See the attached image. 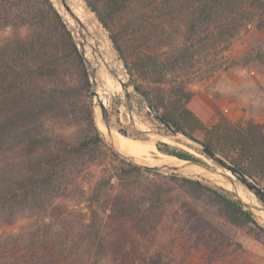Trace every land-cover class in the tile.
Segmentation results:
<instances>
[{"label":"trees","instance_id":"obj_1","mask_svg":"<svg viewBox=\"0 0 264 264\" xmlns=\"http://www.w3.org/2000/svg\"><path fill=\"white\" fill-rule=\"evenodd\" d=\"M85 1L111 30L132 77L137 73L148 84L136 82L155 118L205 144L264 189L263 125L233 121L222 113L207 125L188 106L196 94L193 76L207 78L215 70L202 69L203 56L226 50L252 22L264 26V0ZM113 24L119 31L111 29ZM232 65H224L220 76ZM90 89L84 58L53 0H0V221L12 225L31 211L48 214L52 222L50 231L0 244V264H180L146 246L174 190L183 194L185 212L189 201L203 205L211 225L220 219L264 231L224 187L120 158V172L92 185L90 217L81 234L65 233L70 227L63 201L72 189L85 192L81 174L106 154L92 107L86 137L70 142L61 135L62 121ZM156 148L202 162L166 142L158 141ZM145 175L153 177L139 181ZM194 222L188 217L181 223L190 233Z\"/></svg>","mask_w":264,"mask_h":264},{"label":"rangeland","instance_id":"obj_2","mask_svg":"<svg viewBox=\"0 0 264 264\" xmlns=\"http://www.w3.org/2000/svg\"><path fill=\"white\" fill-rule=\"evenodd\" d=\"M81 1L84 3L86 10L79 15V18L84 23L85 27L87 26L86 30L84 29V35L87 40H89L86 45L85 53L90 64V69L92 73L95 74V80L98 82V86L102 87L105 104L109 110L113 125L111 128L112 132L115 135H123L134 140L152 141L155 145L158 141L166 142L172 147L189 151L201 159L203 163L230 175L229 171L225 170L220 163L208 157L193 141L181 134H173L172 131L155 118L154 113L146 103L144 95L134 88L136 82L147 87L148 84L142 81L137 73L132 77L124 60L121 57L120 60L115 57V47L111 39V30L103 26L96 13L88 7L85 0ZM53 2L55 3L54 0ZM55 5L57 6L56 3ZM57 8L59 7L57 6ZM59 10L64 19L69 22L78 41H83L84 37L80 33L79 24L74 20H68L63 11L60 8ZM115 21L117 23V20ZM115 21L111 23H115ZM111 29H113V31H119V26L117 25L116 27L113 24ZM77 32L79 33L77 34ZM260 56L264 57V26H257L256 22H252L250 26L242 29V31L233 38L230 46L226 50H220L217 55L209 54L208 56H203L200 62V64L203 65L202 69L215 68V70L210 74L211 76L207 78L199 76L198 73L193 76V88L196 94L200 93L203 98L199 99L198 103H193L192 107L190 106V102L196 96L195 94L188 104L189 108L196 113L195 108L199 107V105L202 106L206 113L207 120H203L197 113L196 114L207 125L214 124L218 120L219 113L226 115L233 121L244 119H232L228 115V112L222 110L220 105L216 104L215 100L220 97V92L216 89L217 83L224 74L220 76V71L221 68L228 63L231 65L233 64L230 69H248L253 66L264 65ZM111 67H113L114 70ZM111 71L114 72L115 76L111 74ZM121 81H126L128 93L130 94L129 97L122 88ZM110 88L113 90L110 91ZM91 89L88 95L84 94L76 100L74 107H72L68 116L62 121L63 127L60 128L61 135L67 141L75 142L86 137L90 133L88 113L89 109L92 107L95 121L99 129L104 133V140L106 143V146L104 145L106 154L100 156L95 165H92L91 168L81 174L80 181L85 188V192H81V189H72L63 201L67 212L65 226L67 228L70 227L65 233L72 231L73 235L76 232L81 234L83 225L87 224L90 217L89 196L94 182L101 176L116 175L117 172H120L119 166L122 164L120 158L134 163L123 157L111 146L113 141L108 138L107 134L102 129L99 121L101 119V113L100 119H98V107L96 106L95 96L91 94ZM210 94L212 96L208 97ZM249 120L256 121L254 117H249L242 121ZM119 129H124L129 135L121 134ZM202 135L201 132H197L198 137ZM115 145L119 150L117 144ZM157 148L150 152V157L160 158L166 155L172 156L161 153ZM112 152L117 156H114ZM127 156L130 157V155ZM133 160L145 165H154L144 163L142 160L135 158ZM169 165L173 166L170 163ZM159 172L166 175L175 173L170 170ZM175 174L178 176L199 178L212 185L221 186L220 183L206 176L207 174L185 173L179 169ZM151 177L153 176L145 175L141 177L139 181L144 182L146 179H151ZM232 178L251 195L253 203L261 209L258 214L264 217V203L262 200L236 177L233 176ZM112 183L116 184L117 180L112 178ZM222 184L232 189L231 184H229V186L225 183ZM240 192L237 194L241 196L245 202L249 203L247 196ZM180 195L181 194L177 190L169 193L167 201L169 199L170 204H168L165 210L159 211L162 213L160 217L161 221L147 240L146 246H148V248L151 250H162L165 255L172 257L174 261L180 264H264L263 230L253 224L244 227L233 226L220 219H215L212 221L211 225L207 215L208 210L203 205L199 206V204L189 201L187 212H185L186 210L181 205L183 194ZM232 195L235 197L233 193ZM244 207L249 210L247 206ZM195 209L200 215L198 219H196L197 215ZM251 211L258 225L264 227V222L258 217L257 213L254 210ZM188 217L193 218L196 222H194L193 225L194 230H191L192 233H188L187 227H184L181 223ZM50 219L48 214L41 217L32 215L31 211H26L19 215L12 225H8L7 222L1 220L0 244L4 245L6 242H11L13 239H29L36 232L42 233L43 231H50L49 227L52 223ZM41 224H44V226H41ZM25 241L27 242L28 240Z\"/></svg>","mask_w":264,"mask_h":264},{"label":"water","instance_id":"obj_3","mask_svg":"<svg viewBox=\"0 0 264 264\" xmlns=\"http://www.w3.org/2000/svg\"><path fill=\"white\" fill-rule=\"evenodd\" d=\"M59 2L64 6L65 10L69 13V15L79 24L80 33L84 37L83 41H78V39L75 37V35H74V33H73L72 29H71V26H70L69 22L66 19H64L61 11L58 8V10L61 13L64 21L66 22V24L68 26V28L72 32V34L74 36V39L77 42V44L79 46V49L81 51V54H82V56L84 58V61L86 63L87 70H88V72L90 74V78H91V82H92L91 94L93 96L97 97V99L95 101L96 102V106L98 105L100 107V113H101V119L100 120H101L102 123H104L107 126L108 130H110L113 127V125H112V122H111L109 110H108L106 104L104 103V101L98 96V91H97L98 82L95 80V74H93L91 69H90V64H89V61H88V59L86 57V53H85L86 45L88 44V40H87L86 36L84 35V29L86 30V27H85L84 23L81 21V19L78 17V15L74 12V10L72 9L71 5L68 3L67 0H59ZM114 50H115L114 51L115 57L118 60H120V55H119L118 51L116 49H114ZM111 74L115 76L113 71H111ZM120 83L122 85V88L125 90L126 95L129 97L130 94L128 93V85H127L126 81H121ZM134 88L139 92V90H138L136 85H134ZM146 103H147L148 107L150 108V110L155 114L154 110L149 105L147 100H146ZM160 120L163 123V125H165L170 131H172L173 134H181V135L187 137L188 139H190L191 141H193L196 145H198L202 149V151L208 157H210L211 159L217 161L218 163H220L224 167L225 170L229 171L230 175L226 174L223 171H219L218 169L212 168L210 165H208L206 163H203L201 161L187 160V159L180 158V157H178L176 155H173V156L177 157L178 159L186 160L189 163H193V164H196V165L204 168L206 171H208V174H209V175L207 174L206 176H209L210 178H212L216 182L220 183L221 186L224 187L231 194L233 193L235 195L236 199H238L244 206H247L250 211L254 210L257 213L258 217L264 222V217H262L260 214H258V212L261 210L260 207H258L256 204L253 203L251 195L248 192H246L238 183H236V181H234L232 177L233 176L236 177L241 183H243L249 190H251L264 203V189L260 185H258L255 181H253L246 174H244L240 169H238L236 166L232 165L230 162H228L226 159L221 157L218 153H216L214 150L210 149L205 144L201 143L198 140H195V139L191 138L190 136L186 135L183 132H180L178 129L174 128L170 123H168L162 117H160ZM111 146L114 149H116V151L118 153H120L123 157H125V158L129 159L130 161H133L135 164L141 165V166H143L145 168L153 169V170H156V171L170 170V171H173L175 173L178 172L179 168L177 166H171L169 164H165V165H145V164L137 163L134 160H132L129 156L121 153L116 148V145H115L114 142L111 144ZM222 182L227 183V184H231L232 185V189L226 187L225 185H223ZM238 192H240L242 194H245L247 196V199L251 203L245 202L241 198V196H239L237 194ZM251 213H252V211H251Z\"/></svg>","mask_w":264,"mask_h":264},{"label":"crops","instance_id":"obj_4","mask_svg":"<svg viewBox=\"0 0 264 264\" xmlns=\"http://www.w3.org/2000/svg\"><path fill=\"white\" fill-rule=\"evenodd\" d=\"M216 89L220 92L216 104L228 112L232 119L254 117L264 127V65L229 69L220 78ZM201 98L200 93L196 94L190 106L193 107V103H198ZM195 112L207 120L202 106L195 108Z\"/></svg>","mask_w":264,"mask_h":264},{"label":"bare ground","instance_id":"obj_5","mask_svg":"<svg viewBox=\"0 0 264 264\" xmlns=\"http://www.w3.org/2000/svg\"><path fill=\"white\" fill-rule=\"evenodd\" d=\"M54 1L57 4V6L66 15V17H67L68 20H74L69 15V13L65 10L64 6L59 2V0H54ZM67 1L71 5V7L74 10V12L78 15V17H79V15L81 13H84L85 12L86 8H85L84 3L81 0H67ZM78 33L79 32H77V34ZM111 68H113V67H111ZM113 70H114V68H113ZM109 90L112 91L113 89L111 90V88H110ZM97 91H98V96L105 103V97H104V94L102 93V87L97 86ZM95 99H97V97H95ZM97 107H98V113H99L98 119H100V112H99L100 111V107L98 105H97ZM99 121H100V124L102 126V129L107 134L108 138L111 141L115 142V144H117V146H118V148H119V150L121 152L125 153L126 155H130V158L132 160L135 158V159L142 160V162H144V163L154 164V165H165V164H169L170 163L173 166H177L179 168V170H181V171H183L185 173H191V174H194V173H196V174H208V171H206L204 168H202V167H200V166H198L196 164L189 163L186 160L178 159V158H175V157H172V156H167V155L166 156H163V157H160V158H152V157H150V152L156 148V145L152 141H148V140H137V139L134 140V139L127 138V137H125L123 135H115L112 132L111 129L108 130L107 126H105V124L102 123L101 120H99ZM222 183H224V182H222ZM225 184L229 186V184H227V183H225ZM249 203H251V202L249 201Z\"/></svg>","mask_w":264,"mask_h":264}]
</instances>
